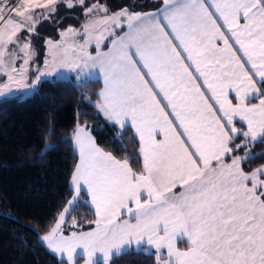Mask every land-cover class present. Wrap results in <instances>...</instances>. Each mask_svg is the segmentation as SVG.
I'll return each instance as SVG.
<instances>
[{
  "label": "snow or ice",
  "instance_id": "obj_1",
  "mask_svg": "<svg viewBox=\"0 0 264 264\" xmlns=\"http://www.w3.org/2000/svg\"><path fill=\"white\" fill-rule=\"evenodd\" d=\"M163 3L162 14L122 9L109 16L103 5L85 0H18L15 8L0 0V75L8 81L0 84V95L33 87L50 74L20 84L31 59V40L21 42V34L36 35L61 4L80 6L88 20L60 35H82L81 55L61 67L78 75L98 69L103 88L95 107L107 122L134 129L142 156L135 170L130 160L139 159L106 152L78 122L71 136L79 154L71 178L77 195L38 240L54 254H67L66 264H73L78 248L84 264H98L97 253L110 264L114 250H139L142 244L156 250V264H264V165L244 167L264 156L249 148L264 137V0ZM99 12L105 15L93 19ZM109 22L114 28L126 23L128 31L109 32L111 47L101 52ZM93 42L96 55L87 50ZM46 43L52 50L63 46ZM253 99L259 102L251 104ZM237 119L246 122V131L236 127ZM114 143L127 147L119 136ZM51 148L46 143L40 156ZM82 185L94 206L95 227L65 235V216ZM124 214L129 218L121 219Z\"/></svg>",
  "mask_w": 264,
  "mask_h": 264
},
{
  "label": "trees",
  "instance_id": "obj_2",
  "mask_svg": "<svg viewBox=\"0 0 264 264\" xmlns=\"http://www.w3.org/2000/svg\"><path fill=\"white\" fill-rule=\"evenodd\" d=\"M100 1L108 13L125 8L143 13L155 11L162 5L160 0ZM62 20L60 26L72 22L70 18ZM49 34L47 29L38 32L41 38ZM42 56L43 53L39 54L40 58ZM101 87L98 80L81 85L63 79L45 80L30 97L0 102V264H61L63 259L52 254L38 240V235L54 226L74 194L71 178L78 155L71 136L78 122L88 126L100 148L112 152L118 159L136 157L140 163L134 160L130 163L135 170L141 167L135 132L130 127L121 129L107 122L95 107ZM50 129L54 130V135H49ZM117 136L127 147L114 143ZM261 141L264 137L249 148L255 153L264 152ZM46 143L52 148L41 157ZM239 154H243V149ZM260 165H264V156L249 161L244 167L248 171ZM81 196L83 200L76 203L66 221L65 234L88 231L94 226V211L85 203L86 195ZM73 220L77 226H73ZM82 261L80 257L76 264ZM110 264H156V254L132 247L111 258Z\"/></svg>",
  "mask_w": 264,
  "mask_h": 264
},
{
  "label": "rangeland",
  "instance_id": "obj_3",
  "mask_svg": "<svg viewBox=\"0 0 264 264\" xmlns=\"http://www.w3.org/2000/svg\"><path fill=\"white\" fill-rule=\"evenodd\" d=\"M9 1V0H8ZM11 1V0H10ZM9 1V2H10ZM8 2V7L11 5L12 2ZM85 2L91 6L92 4L99 3L103 5L105 8V4L100 1V0H85ZM15 8V7H13ZM130 12H134L128 8H125ZM122 9L113 11L111 13L107 12V15L111 16L112 14L120 12ZM105 14H95L93 15V19L96 17H103ZM13 16H15V12H13ZM63 18H70L72 22L70 24L60 26L61 22L63 21ZM88 20V17L84 15V10L80 6H76L72 9L67 8L63 4L58 6V11L57 13L50 17L48 22H45L43 24H40L36 28V35L29 37L27 32H24L21 34V42H24L26 39L31 40V49H30V54H31V59L29 60V63L27 65H24V68L26 69L24 76L22 79H20V84H28V85H33L34 82H36L37 76H40L41 73H50L49 75H43L41 76V79L34 84L33 87L29 88H20L16 89L13 88L12 91L6 92L2 95H0V102L9 99V98H14V97H30L34 94V92L37 90L38 85L45 80H57V79H63V80H68V81H73L78 85H81V79L78 78L80 75L77 74V71L71 70L69 67L64 66L61 67V65H69L73 62H76L77 59L75 60L73 57L68 58V55L71 54V52H66L64 50L65 47L63 48H57L55 50L49 51L48 49H51L50 46L46 43V41L51 40L53 42H60L62 45L65 46H73V47H78L81 43H83V37L82 35H76V36H71L69 35L68 37H62L60 33L64 32L65 29H67L69 26L75 28V29H80L81 26ZM126 23H123L120 28H114L112 24L109 22L107 30L104 31V36L106 39L103 41L101 46L105 44L109 39L112 38V36H109V32H113L114 35H116L119 30L123 28V26ZM102 26L101 24L97 25ZM41 29H47L48 32H50L49 36L41 38L38 35V32H40ZM11 47V46H10ZM95 47V43L93 42L91 45L88 46V49ZM59 49V50H58ZM58 50V51H57ZM43 53V56L40 58L39 54ZM53 55L55 56V60H53ZM65 55V57H64ZM18 56L20 57L19 59L16 60V67L19 69L20 66L23 64V54L18 53ZM46 56V57H44ZM47 61V64L45 63ZM56 69L55 72L52 70ZM70 75V76H69ZM7 78L4 75H0V84L6 83ZM262 138V137H261ZM260 139V138H258ZM74 195V194H73ZM73 197V196H72ZM83 200V198H81ZM79 199V200H81ZM72 200V198H71ZM78 200V199H77ZM77 201L73 204L72 209L76 205ZM68 207V205L66 206ZM70 210V212L72 211ZM69 215L67 214L65 216V223L62 225V229L66 228L65 224L66 221L69 219ZM79 258L76 259V261ZM63 260H65L63 258ZM66 261V260H65ZM76 264V262H75Z\"/></svg>",
  "mask_w": 264,
  "mask_h": 264
},
{
  "label": "crops",
  "instance_id": "obj_4",
  "mask_svg": "<svg viewBox=\"0 0 264 264\" xmlns=\"http://www.w3.org/2000/svg\"><path fill=\"white\" fill-rule=\"evenodd\" d=\"M10 1V0H9ZM8 1V2H9ZM161 1V3H162V5H161V7L159 8V9H157V10H155V11H148V12H152V13H157V14H162V12H163V9L165 8V5H164V3H163V0H160ZM11 2V1H10ZM9 2V3H10ZM17 2H18V0H13L12 1V3L11 4H16L17 5ZM21 2H22V0H21ZM38 2H40V3H43L44 2V0H38ZM16 7V6H15ZM148 12H143V13H148ZM101 13H103V12H100V13H98V14H101ZM128 31V28H127V24H125L124 26H123V28L121 29V30H119V32L115 35V36H121V35H123L125 32H127ZM113 38V37H112ZM111 38V39H112ZM111 39H109L105 44H103L101 47H100V49H99V51H101V52H107L108 50H109V48L111 47ZM232 41L230 40V43H231ZM234 47H236L235 45H233ZM63 47H65L64 48V50H66V52L68 53V52H71V54L70 55H68V58L70 59V58H74L75 60L77 59V61H78V58H79V56L81 55V53L79 52V48L78 47H73V46H65V45H63L62 47H60V48H63ZM49 51H52V49H48ZM59 50V49H58ZM57 50V51H58ZM88 50V52L90 53V54H92V55H96V52H97V49H96V47H92V48H90V49H87ZM238 55H241L242 56V53H238ZM44 57H46V56H44ZM64 57H65V55H64ZM89 73H92L91 75H89ZM80 76L78 77V78H82L81 80V84H84V83H86V82H88V81H91V80H98V81H100L101 82V84H102V87H101V89L103 88V79H102V76L99 74V71H98V69H88V70H86L85 72H81L80 74H79ZM70 76V75H69ZM256 79H259L258 77H256ZM259 86V85H258ZM100 89V90H101ZM100 92V91H99ZM206 95H207V93H206ZM233 95H234V93H232L231 91L229 92V98L230 99H232V97H233ZM100 100V97H99V99H98V101ZM210 103H211V101H209ZM236 101L235 100H233V103H235ZM259 101L257 100V99H253V100H251L250 101V103L251 104H257ZM98 103V102H97ZM163 103V102H162ZM102 114V113H101ZM103 115V114H102ZM105 118V117H104ZM118 126V125H117ZM119 127V126H118ZM126 127H130L131 128V126L130 125H127ZM125 127V128H126ZM236 127L238 128V129H242V130H244V131H246L247 130V127H246V122H240L238 119H237V121H236ZM133 131H134V129L133 128H131ZM93 137V136H92ZM162 137L160 136V135H157V139H161ZM96 142V141H95ZM97 144V143H96ZM74 149H75V147H74ZM75 151H76V153H77V155H78V163H79V154H78V151L75 149ZM142 157V156H141ZM71 186H72V189H73V191H74V195H73V197L74 196H76L77 195V193H76V190H75V185L73 184V182L71 181ZM178 191V190H177ZM82 194H85L86 195V202H87V204L91 207V209L94 211V206H91V198H90V195L87 193V188H86V186H84V185H82L81 186V191H80V193H79V197H78V200H77V202L79 201V199H81L82 198ZM72 197V198H73ZM96 217V216H95ZM121 219H128L129 217L127 216V214H124V215H122L121 217H120ZM133 222H135V221H133ZM95 227V224H94V226H93V228ZM92 228V229H93ZM92 229H90V230H88V231H91ZM65 235H68V234H65ZM181 245V246H180ZM177 246L178 247H180L181 249H183L184 247H185V244H184V242H182V241H178V244H177ZM133 248H137L135 245H133L132 246ZM148 248V251H152V252H154L155 254H156V250L154 249V248H152V247H150V246H147L146 244H142L141 246H140V248ZM128 249H130V248H127V247H125V248H122L121 250H120V254H116V252H115V250H114V252H113V255H112V258L113 257H115V256H118V255H121V254H123L124 252H126ZM50 251V250H49ZM51 252V251H50ZM52 253V252H51ZM52 254H54V253H52ZM162 256H165L166 257V249H163V250H161V253H160ZM56 257H58V258H60V259H65L66 260V262H67V254H54ZM83 258V261H82V263L81 264H84V261H85V259H86V256L83 254V250L82 249H77V254L75 255V257H74V262H73V264H75V262H76V259L77 258ZM96 259H97V261L98 262H103V260H102V254H100V253H97V256H96Z\"/></svg>",
  "mask_w": 264,
  "mask_h": 264
},
{
  "label": "built area",
  "instance_id": "obj_5",
  "mask_svg": "<svg viewBox=\"0 0 264 264\" xmlns=\"http://www.w3.org/2000/svg\"><path fill=\"white\" fill-rule=\"evenodd\" d=\"M8 5H9V4H8ZM15 6H16V4L13 3V4H11L9 7H10V8H13V7H15Z\"/></svg>",
  "mask_w": 264,
  "mask_h": 264
}]
</instances>
